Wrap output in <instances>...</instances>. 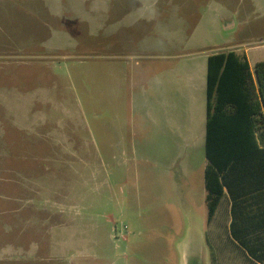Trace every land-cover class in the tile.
Listing matches in <instances>:
<instances>
[{"label": "rangeland", "instance_id": "374dc122", "mask_svg": "<svg viewBox=\"0 0 264 264\" xmlns=\"http://www.w3.org/2000/svg\"><path fill=\"white\" fill-rule=\"evenodd\" d=\"M231 4L247 24L222 38L264 42V11L251 0ZM78 5L0 0V250L14 248L0 264H253L225 222L208 223L202 136L192 218L168 188L174 167L187 161L178 154L194 142L180 138V127L197 111L166 102L165 73L187 69L196 80L206 51H143L151 23L104 28L91 6ZM156 79L162 86L151 92ZM192 184L199 187L196 176ZM53 216L61 221L54 252L42 239Z\"/></svg>", "mask_w": 264, "mask_h": 264}, {"label": "crops", "instance_id": "0c3cea01", "mask_svg": "<svg viewBox=\"0 0 264 264\" xmlns=\"http://www.w3.org/2000/svg\"><path fill=\"white\" fill-rule=\"evenodd\" d=\"M232 0H78V7L85 4L86 7H90V12L95 13L96 24L107 28L109 22L112 20H120L124 24L129 23L130 26H134L135 23L140 21L148 22L153 25V32L147 33L145 38L149 40L148 47L143 51L150 53H158L161 51H167L178 49V47L186 46L188 50H200V53L206 51L205 56H200L204 60V70L197 72L196 80L194 79V72L187 69L172 70L165 73V95L166 102L172 101L174 103L181 102L187 105V111H191L196 108V113H189L187 122H182L180 127V138L185 141L193 142L188 147L184 146L180 156L186 157L187 161L183 165H176L170 178L168 177V188L171 189L179 200L181 205H186L185 214L193 215V201L190 199H200V136H202L203 147L202 157L203 163L201 168L202 179V196L205 204V209L208 216V207L206 203L207 188L205 180V171L209 165L207 158V136H208V60L209 57L216 53L228 52L229 48H233L239 54H246L248 62L252 71L258 62L264 61V51L257 52L264 49V42L258 44H252V40L247 37L243 38L239 42L234 40H224L222 38V30H236L238 27H243L246 23L245 19L241 18L240 11L234 8L231 4ZM251 3L257 5L261 12L264 11V0H251ZM143 13L144 16L138 17L137 14ZM159 13L167 14L163 19H157ZM183 13L185 15H183ZM244 13V10H243ZM240 16V21L238 17ZM242 20V21H241ZM107 24V25H106ZM247 24V23H246ZM189 28L191 34H189ZM172 43H170V42ZM173 45L175 47H173ZM146 49V50H145ZM151 81V80H150ZM161 82L158 84V79L155 82H150V91L153 92L154 87L159 90ZM194 86L196 91L194 92ZM171 98V100L169 99ZM185 105V106H186ZM175 133H178L179 121L177 118L172 121ZM177 126H176V125ZM184 125L187 126L184 128ZM253 134L249 132L248 136L250 140ZM247 137V136H246ZM255 141L258 148H264V133L255 132ZM241 136H238L239 146L244 147V143L241 144ZM249 144V143H248ZM193 145L196 146L197 164L194 165L193 160L190 158L195 156V152L192 149ZM253 146V143H252ZM216 148V147H215ZM237 152H241V149ZM213 150V153L216 154ZM259 163V162H258ZM260 164V163H259ZM196 169V170H195ZM196 176L198 188L194 189L192 184L193 177ZM240 177V176H239ZM243 181H246L245 188L247 193L239 199L235 215L237 219L248 220L250 222H261L260 227L254 228V230L246 231L245 236L255 237L260 236L264 238V167L262 165H254L250 174L242 177ZM238 188L240 187L237 185ZM195 190L196 192H191ZM241 189L237 193H242ZM198 198V199H197ZM12 198L9 200L11 202ZM22 201V199L20 200ZM14 204V202L12 201ZM233 200L225 188L224 196L220 202V205L215 213L213 221L225 222V228L231 235V238L238 245L246 259L251 260L253 264H260L251 258L248 251L244 249L233 237L232 234V221L234 220V208ZM13 208V206H12ZM14 209H10L9 229L13 231ZM19 214V213H18ZM17 214V215H18ZM52 225L42 237L45 240L47 235V249H57L56 240L57 230L60 229L61 221L59 216H53ZM236 218V216H235ZM48 219V218H47ZM49 220V219H48ZM45 218L41 220V230L43 231L45 225ZM22 232L20 233V235ZM43 240L40 241V245H44ZM56 245V246H55ZM13 245L0 250V263L6 262L7 257L13 256ZM38 246V247H37ZM34 247L31 252L33 254H40L42 250L39 245ZM58 250V249H57ZM256 251V249H254ZM14 251H18L17 249ZM54 252V251H53ZM52 252V253H53ZM58 252V251H57ZM56 252V253H57Z\"/></svg>", "mask_w": 264, "mask_h": 264}, {"label": "trees", "instance_id": "16d2710c", "mask_svg": "<svg viewBox=\"0 0 264 264\" xmlns=\"http://www.w3.org/2000/svg\"><path fill=\"white\" fill-rule=\"evenodd\" d=\"M207 94L209 165L205 180L208 221L211 222L225 188L234 202L235 215L239 199L247 193L242 177L250 174L255 164L264 167V148H258L254 137L255 132L264 133V61L258 62L252 71L246 54L228 51L211 55ZM249 132L253 134L251 140ZM238 136L243 138L244 147H238ZM239 148L241 152H237ZM239 183L242 188H238ZM239 189L243 191L240 194ZM235 216L232 221L234 239L251 258L264 264V238L245 236L246 231L260 227L261 222L239 220Z\"/></svg>", "mask_w": 264, "mask_h": 264}, {"label": "flooded vegetation", "instance_id": "af4514ba", "mask_svg": "<svg viewBox=\"0 0 264 264\" xmlns=\"http://www.w3.org/2000/svg\"><path fill=\"white\" fill-rule=\"evenodd\" d=\"M188 264H205V262L202 260V258H200V260L190 259Z\"/></svg>", "mask_w": 264, "mask_h": 264}]
</instances>
